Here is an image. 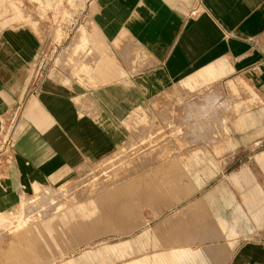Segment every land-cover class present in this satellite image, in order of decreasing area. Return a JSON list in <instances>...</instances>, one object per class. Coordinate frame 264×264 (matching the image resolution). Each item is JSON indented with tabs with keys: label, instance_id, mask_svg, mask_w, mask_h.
Here are the masks:
<instances>
[{
	"label": "crops",
	"instance_id": "crops-1",
	"mask_svg": "<svg viewBox=\"0 0 264 264\" xmlns=\"http://www.w3.org/2000/svg\"><path fill=\"white\" fill-rule=\"evenodd\" d=\"M9 1L0 264H264V0Z\"/></svg>",
	"mask_w": 264,
	"mask_h": 264
},
{
	"label": "rangeland",
	"instance_id": "rangeland-1",
	"mask_svg": "<svg viewBox=\"0 0 264 264\" xmlns=\"http://www.w3.org/2000/svg\"><path fill=\"white\" fill-rule=\"evenodd\" d=\"M14 2H11L9 0H0V22L2 20V16H5V18H7V15L9 13L12 12V9L15 8L13 5ZM55 38H56V34H55ZM45 54H48V50H45ZM247 88L248 86L246 85V83H242V82H230V85H229V90H230V97H226V96H223L220 100H218V97L223 95V92L222 91H216L215 90V93L213 92H210L211 89L209 88V90H204L202 91L201 93H197V95L195 97H191V100L193 101H201V100H204L205 98V94H211L213 93V95L216 97L215 98V104L213 105H218L219 106V103L222 104L223 106L226 105L228 103V106L230 107L234 101V99H236V95L234 97V93H236L237 91H240V92H246L247 91ZM228 98V99H227ZM220 101V102H219ZM228 106H224L226 108H228ZM231 108V107H230ZM217 109H219V111L222 109L221 107H217ZM209 112L207 113H203L202 115V120L204 121H210V120H213L215 119V117H217V119L219 121H223L225 120L226 118H228L230 116L229 113H223V112H219L217 110H215L214 108L213 109H209L208 110ZM230 118V117H229ZM175 130H172V134L175 135L176 131L174 132ZM155 133H156V136L158 135H162V133H165L163 130L159 129V130H155ZM132 147V146H131ZM164 146L163 145H158L157 148H163ZM143 148L142 144H137L135 146H133L132 148L129 147V151H133V152H140L141 149ZM262 150V152H264V143L262 145H260V148ZM125 152V150H123ZM8 152V151H6ZM4 151H2L0 149V167L1 165L4 163V158L5 157H8L5 156V153ZM9 154V153H8ZM117 163H118V167H119V161H117V152H115L114 154H112L109 158H107L106 160H103L101 163L99 164H94V165H87L85 166V170L87 171V174L89 173V175H87V177H85L83 180L79 181L78 183H76L75 185H88V184H92L96 181V177L94 176V171L95 170H99V171H102L103 175H105L106 177V182H112L115 180V177L113 174H115V171H117ZM250 165L253 169H255V175L254 176H251V183H257V178H259L260 180H264V166L262 164H259L260 167H257V164L256 162L251 159V162H250ZM260 168V175L262 173V176L260 177H257V169ZM253 181V182H252ZM75 185H73V187H75ZM43 188L47 189L49 187H46L45 185H43ZM72 188V187H71ZM66 192V191H65ZM42 194V191L41 193L39 194V191L38 193L36 192L35 194L31 195V203H36L37 201L39 200H49V197L44 196V195H41ZM66 194H69V196L72 198L73 194L72 193H64L63 196H67ZM70 198V199H71ZM28 200V198L26 199ZM54 200V199H53ZM34 214H31V216H28L29 220L33 217ZM40 215V214H39ZM28 221V220H27ZM32 221V220H31ZM15 228H17L15 226ZM2 229V226H0V230Z\"/></svg>",
	"mask_w": 264,
	"mask_h": 264
},
{
	"label": "built area",
	"instance_id": "built-area-1",
	"mask_svg": "<svg viewBox=\"0 0 264 264\" xmlns=\"http://www.w3.org/2000/svg\"><path fill=\"white\" fill-rule=\"evenodd\" d=\"M195 12H196V8H193V9H191L190 14L193 15V14H195ZM10 145H11L10 139L9 138H6L4 140H1V142H0V149L2 151L6 152L10 148ZM8 156H9V154H8Z\"/></svg>",
	"mask_w": 264,
	"mask_h": 264
}]
</instances>
